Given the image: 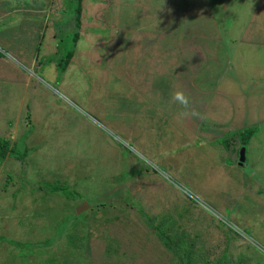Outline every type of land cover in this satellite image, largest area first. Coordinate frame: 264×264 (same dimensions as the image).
<instances>
[{
  "label": "rangeland",
  "instance_id": "rangeland-1",
  "mask_svg": "<svg viewBox=\"0 0 264 264\" xmlns=\"http://www.w3.org/2000/svg\"><path fill=\"white\" fill-rule=\"evenodd\" d=\"M79 4L80 27L76 0H0V48L17 58L0 77L18 81L0 82V133L29 129L24 173L0 168V264H161L143 212L177 216L174 234H199L212 260L227 247L264 264V0ZM248 129L240 166L224 142ZM52 175L82 194L83 215L43 184ZM124 184L134 207L92 221V198Z\"/></svg>",
  "mask_w": 264,
  "mask_h": 264
},
{
  "label": "trees",
  "instance_id": "trees-1",
  "mask_svg": "<svg viewBox=\"0 0 264 264\" xmlns=\"http://www.w3.org/2000/svg\"><path fill=\"white\" fill-rule=\"evenodd\" d=\"M80 1L81 0H76V2H78V5L76 6L77 14L81 10L80 4H79ZM78 17H79V14L76 17L77 19L73 20V21H75V22L77 21L78 26L80 27ZM72 34H73V36H72L73 41L76 43L77 42V36L79 35V32L78 33L73 32ZM36 51H38V49ZM0 56L7 58V56H4V54L1 52H0ZM67 56H68V59L65 60V64L71 58L72 52L69 51ZM8 62H10V61L8 60ZM63 68H64V66H63ZM0 79H2L1 81L4 84H8V83H6V80L9 78L0 77ZM30 121L31 120L29 119V123H30ZM28 131H29V129H28ZM28 131L22 132V130H21L14 140H11L10 138H6L3 134L0 133V168L4 169V173L6 174L5 181H6V179H8V180L10 178L12 179L14 176H16V177L19 176L20 173H22V172L24 173V170H22V169H24L23 168L25 166L24 163L26 161V157L28 156L27 154L29 151L28 150L29 145H27L28 141H26V138L28 139ZM250 132H251V129H248L246 131H239V135H241L239 142H232L233 140H231V142H230V139H225L224 144H227L231 150V154L229 156V158L231 159L230 160L231 162L238 161V158H237L238 157V149L240 146L246 145V138L250 135ZM24 139H25V141H24ZM234 145H236V146L234 147ZM35 146L40 147L39 145H35ZM15 161L20 162V165H21L18 169L17 175L14 172L5 169L6 166H9V165L13 166V164H11V163H14ZM129 161L130 160L126 161L123 164L122 168L118 169L117 175L120 177V179H122L124 177L123 174L129 173V169H128L129 167L133 168L131 165H129ZM243 164H244V161L241 165H243ZM9 175H12V177H9ZM52 176H54V177H46V178H49L50 180L43 181L44 182L43 184H45V185L48 184L47 186L53 187V191H55L54 193H58L57 190L59 189L58 188V185H59L60 186V192H62L69 199V201H73L75 203H76V201L80 202V201L75 199V198H77V199L82 198V194L80 192H78V191L73 192L72 190L70 191L69 186L66 187L64 190V187L67 184L64 185V183H62L60 178L57 177L58 175H52ZM40 177H44V176L40 175ZM168 180L172 182V180H170V179H168ZM1 186L3 187V186H5V184H2ZM38 188H41V187L38 186ZM121 188L122 189L118 190L117 192L112 193V196L115 195V198H116L115 200L109 199L110 194H109V196H107V197H109V198H107V201L101 202L98 199L92 198L91 204L93 207H91V208H92V211L94 212V214H95L96 210L101 209V214L99 216H94L92 221L101 223L104 220H112L113 216H111V214H112V211L114 210V207H118V208L124 209V210H125L127 204L129 206L134 207L132 205V203H130V202H132V200H130V201L125 200V197H128V195H129V190L125 188V184L121 185ZM15 194H17V192H14L13 196H15ZM76 204H79V203H76ZM72 205L74 206V204H72ZM65 208L68 209V203L65 205ZM137 208L138 209H136V211H138V213L142 211V208L140 206H138ZM11 209H13V203L11 204ZM84 212L85 211L81 212L82 213L81 215H83ZM142 214L146 219L145 220L146 223H148V225L150 226V227L148 226L147 228H149V230L152 231L151 233H152L153 237L156 238V240L159 242V244H162L164 246L165 257L163 258V261L161 264H250L247 262L246 258L242 257L243 253H241L240 251H238L236 253L232 252V250L227 248V247L223 248L221 254H219V257H217L214 260L204 256L201 252V249H200V246H202L203 243L201 242L202 237L199 236V234H197V233L193 234L192 235L193 239L192 238L186 239L185 235H186V232H188V230L186 228L184 229V232L182 234H177V235L174 234L173 231L177 230L176 220H175V217H177V216H174L171 212H170L168 217H166L165 213H164V215H160L159 213H156V215H152V214H149L147 212H143ZM177 215L181 217L179 211H178ZM72 216H73V218H75L74 215H72ZM171 217H172V219H170ZM41 218L45 219V217H41ZM73 218H72V220H73ZM114 218H118V215H114ZM173 221H175V225H174ZM55 226H56V224H55ZM184 233H185V235H184ZM228 237L230 238V240L234 239L229 234H228ZM105 248H107V251L111 250V251L117 252V249L114 248V246L112 245V243L110 241H109V244H107L105 246ZM255 264H262V263L256 262Z\"/></svg>",
  "mask_w": 264,
  "mask_h": 264
},
{
  "label": "crops",
  "instance_id": "crops-1",
  "mask_svg": "<svg viewBox=\"0 0 264 264\" xmlns=\"http://www.w3.org/2000/svg\"><path fill=\"white\" fill-rule=\"evenodd\" d=\"M17 11H24V10H27V11H35V12H37V13H42L45 9L43 8H41V9H39V10H35V9H30V10H28V7L26 8V7H24V8H21V7H18V9H16ZM5 13H7V12H5ZM41 17H43V15H41ZM49 20V16H45V21H44V25H43V28H46L47 27V25H48V23H47V21ZM54 22V20H52L51 21V24ZM52 26H54L53 24H52ZM44 35V32H42V34H41V42L39 43V45L37 46V49L38 50H40L39 48H42V41H44L45 39H44V37L45 36H43ZM53 37H54V34H53ZM46 45H48V44H46ZM47 47V46H46ZM0 52L1 53H3L4 54V56H7V58L6 57H2V56H0V59L1 60H3L4 62H7V60H9V57H11L12 58V56L8 53V52H6V51H4L2 48H0ZM19 54H21L20 52H18ZM9 56V57H8ZM16 60H12L11 59V61L9 62V63H7V64H16V61H17V58H15ZM19 59H20V62H25L26 63V58L21 54V56L19 57ZM31 63H32V66H33V64H34V66L33 67H36L37 66V61H36V59H35V62H34V59L32 60V61H30ZM32 66H31V70L33 71V69H32ZM38 67H40V66H38ZM27 69V68H26ZM28 72V71H27ZM34 73V72H33ZM28 74L30 75V73L28 72ZM14 79H16V78H14ZM27 80H30V78H28ZM27 80H24V88L25 89H27V91L25 92V91H22L24 94L25 93H27L28 92V88L32 85L31 83H29V81H27ZM8 81L9 80H6V83H8ZM0 82H2L1 81V79H0ZM18 81H9V85H14L15 83H17ZM24 89V90H25ZM13 91H14V89H12Z\"/></svg>",
  "mask_w": 264,
  "mask_h": 264
},
{
  "label": "water",
  "instance_id": "water-1",
  "mask_svg": "<svg viewBox=\"0 0 264 264\" xmlns=\"http://www.w3.org/2000/svg\"><path fill=\"white\" fill-rule=\"evenodd\" d=\"M245 159V146H241L239 153H238V164L241 165L243 163ZM89 204L87 201H83L79 204H77L76 208H75V212L76 213H81V211H83L84 209L88 208Z\"/></svg>",
  "mask_w": 264,
  "mask_h": 264
}]
</instances>
